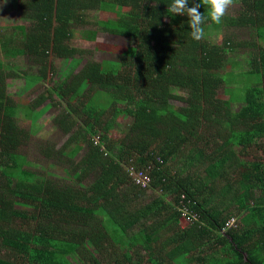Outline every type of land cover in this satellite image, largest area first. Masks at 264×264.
Listing matches in <instances>:
<instances>
[{
  "label": "trees",
  "instance_id": "1",
  "mask_svg": "<svg viewBox=\"0 0 264 264\" xmlns=\"http://www.w3.org/2000/svg\"><path fill=\"white\" fill-rule=\"evenodd\" d=\"M171 2L13 0L24 24H0V264H264V0H235L200 41ZM98 32L124 48L98 61L72 44ZM21 73L16 94L48 85L15 98ZM47 100L60 146L32 140Z\"/></svg>",
  "mask_w": 264,
  "mask_h": 264
},
{
  "label": "rangeland",
  "instance_id": "2",
  "mask_svg": "<svg viewBox=\"0 0 264 264\" xmlns=\"http://www.w3.org/2000/svg\"><path fill=\"white\" fill-rule=\"evenodd\" d=\"M13 4V0H0V22L3 21V23L5 22H17V19H19L18 14L16 13V10L14 7H12ZM238 9V5L234 3L233 7H231L228 11L229 14H233L236 12V10ZM96 16L99 19L102 20H106L109 18H116V14L115 13H110V12H104V11H99V12H95ZM96 42H101L104 43V47L103 49L100 50H94V43ZM72 44L77 46V47H81V48H87L92 50L91 53V58L95 59V60H102V59H108V58H113L114 56V52H119L122 48H124V39L121 36L118 35H113V34H109V33H104V32H98L95 40H87L84 37H82L80 35V33H76L73 40H72ZM109 45L110 47H115V50H109L106 48V46ZM61 61L60 59L56 60V65L60 66L61 65ZM23 63V62H22ZM19 62V64H22ZM231 75V73H230ZM229 75V76H230ZM244 81L246 80V77H243ZM11 82V81H10ZM25 83V78L23 77V73L20 74V77L15 78L13 84L9 85V89L11 91L14 92V97H21L24 98L25 100L29 101L31 100L33 97L35 98L39 93H41L45 88V84L48 85V83H40L39 85H36L34 87V89H28V90H24L21 94H16V92L20 89L23 88ZM48 104V100L45 101L44 103L40 104L38 106L37 111H43V113L39 116L38 122L37 123H42V125L40 126V130L33 136L32 140H37V139H41V140H49L51 143H53L55 146H60L63 144V142L66 139V135H63L57 128H55L54 126H52V123L50 121V115L52 114V111H54L52 108L50 107H46V105ZM119 121V128L117 129H111V132H115L118 133L120 131V128L122 129V127L124 126L126 119L124 117H119L118 118ZM21 124L24 127L28 126V121H21ZM31 144V142L29 143ZM42 165L47 166L46 163H41ZM48 167V168H47ZM47 172L48 174H55L53 172H51L49 165L47 166ZM135 168L132 167L131 165L127 168V173L129 175V170ZM137 168V167H136ZM57 175H61V173H57ZM130 176V175H129ZM149 186H147L146 192L144 193V195H146V197H149V199H153L155 196H157V194L159 193V190L155 191L154 189H152L151 187L148 188ZM234 216V215H233ZM196 218V216H189L187 217V215H184L182 217V226L187 225L188 223H191L192 219Z\"/></svg>",
  "mask_w": 264,
  "mask_h": 264
},
{
  "label": "clouds",
  "instance_id": "3",
  "mask_svg": "<svg viewBox=\"0 0 264 264\" xmlns=\"http://www.w3.org/2000/svg\"><path fill=\"white\" fill-rule=\"evenodd\" d=\"M190 0H172L167 6V12L171 15H182L187 17L190 36L195 41H200L205 36L204 24L210 20L216 25L223 23V18L227 15L229 9L233 7L235 0H202L204 6L208 8L207 17L200 11L201 0L199 3H192Z\"/></svg>",
  "mask_w": 264,
  "mask_h": 264
},
{
  "label": "built area",
  "instance_id": "4",
  "mask_svg": "<svg viewBox=\"0 0 264 264\" xmlns=\"http://www.w3.org/2000/svg\"><path fill=\"white\" fill-rule=\"evenodd\" d=\"M129 175L132 178L133 183L140 185L141 187H147L150 181V176L144 169L132 168L129 170ZM184 216V215H183ZM189 217V215H187ZM235 222V218H230L226 222V226H231Z\"/></svg>",
  "mask_w": 264,
  "mask_h": 264
},
{
  "label": "crops",
  "instance_id": "5",
  "mask_svg": "<svg viewBox=\"0 0 264 264\" xmlns=\"http://www.w3.org/2000/svg\"><path fill=\"white\" fill-rule=\"evenodd\" d=\"M12 7H14L13 4H12ZM15 10H16V9H15ZM15 14H17V11H16ZM5 23H6V22H5ZM15 23H18V24H24V22H23L22 20H18V19H17V22H15ZM0 24L2 25V24H3V21H1Z\"/></svg>",
  "mask_w": 264,
  "mask_h": 264
}]
</instances>
